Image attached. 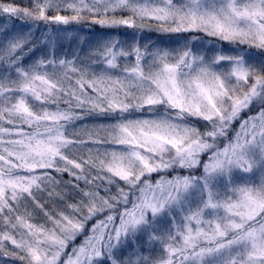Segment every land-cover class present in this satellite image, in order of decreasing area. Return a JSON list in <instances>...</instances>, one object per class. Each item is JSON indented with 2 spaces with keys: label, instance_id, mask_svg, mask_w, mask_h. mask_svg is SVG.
I'll return each instance as SVG.
<instances>
[{
  "label": "snow or ice",
  "instance_id": "6c2138e0",
  "mask_svg": "<svg viewBox=\"0 0 264 264\" xmlns=\"http://www.w3.org/2000/svg\"><path fill=\"white\" fill-rule=\"evenodd\" d=\"M101 9L131 15L93 23L144 29L136 19H151L169 34L163 43L179 47L125 48L61 27ZM3 16L29 31L0 29V255L19 264H264V0H0ZM65 39L69 49L81 43L59 55ZM95 119L112 122L86 140L68 132ZM89 144L86 157L67 154ZM64 174L71 180L57 179ZM45 191L64 207L48 210L36 196ZM26 200L44 224L27 208L17 214Z\"/></svg>",
  "mask_w": 264,
  "mask_h": 264
},
{
  "label": "rangeland",
  "instance_id": "374dc122",
  "mask_svg": "<svg viewBox=\"0 0 264 264\" xmlns=\"http://www.w3.org/2000/svg\"><path fill=\"white\" fill-rule=\"evenodd\" d=\"M30 4V3H29ZM25 7H28V6H25ZM127 11H118L116 12L115 14L113 13H109L107 15V17L103 16V9H101V13L102 15L99 16V17H92L90 16L87 12H84L82 13V21L80 22V24H84V23H87V24H95L97 26H101L99 25L98 23H93V19H120V18H127L128 16L131 15L130 12L128 13H125ZM63 15H72L73 13L71 12H64V13H61ZM124 14H127V15H124ZM8 19L6 18V20H2L0 21V29L3 28V26L7 23L9 25H13L14 24V28H13V31H20L22 30L23 32L27 33L29 31V28H23L21 29V25H22V21L21 20H17V21H7ZM28 23H31V22H28ZM136 23L139 25V24H145L147 25V27H145L144 29H140V28H126V27H119V28H108V27H104V31H96L95 29L91 32L87 31L86 29H84L83 27H78L76 29H74L73 26H61V27H66L67 28V32L69 33H73V34H76L78 32V30H81L83 29V31H79L78 32V35L79 36H83V37H88V36H93V37H103V38H108L109 36L111 37H115L119 40H122L124 41V47L127 48L128 46L134 44L137 42V40H139V43L141 45V47H143L145 44H149V43H153V44H156L157 46L161 47V48H176V47H179V45H176V44H166V43H163L164 41H167L169 40V34L167 33H160L158 32L156 29L158 28V24L151 20V19H144V20H141L139 18L136 19ZM41 26H43L41 24ZM40 26V29L43 30L44 32L46 30H44L45 28L44 27H41ZM54 27V26H53ZM102 27V26H101ZM71 31H69V30ZM119 29V30H117ZM151 29V30H149ZM36 33V31H34ZM125 33L129 34V35H124ZM132 33H136L135 36L131 35ZM67 35V34H66ZM143 36L144 39H139L140 36ZM201 36H203L204 34L203 33H200ZM173 38H174V34H173ZM190 38V37H189ZM210 39V38H209ZM217 43H219L218 41H216ZM81 43V41L79 39H77L76 43L73 44L72 48L69 49L68 48V44H69V41L67 39H65L63 41V47L60 48L59 50V55H61L62 52H64L65 50H69L70 53L75 51L77 46ZM96 44V41L93 40V43L91 46H85V49H84V53L81 54L82 58L89 52L92 50V48L95 46ZM225 47L227 48L228 45H225ZM247 45H244L243 48L244 49H247ZM253 52H255V50H252ZM40 55V53L38 54ZM69 58H71V55L69 56ZM34 59V58H33ZM32 62V60H31ZM132 61H125V60H120V65H121V68H123L125 66V64H131ZM28 64V63H27ZM26 64V65H27ZM227 67V66H225ZM96 71H99V69H97ZM91 78V77H89ZM11 79H16V76H15V72L13 70V74H12V77ZM75 79V77H74ZM61 107H65V106H62ZM33 108L34 110H37V111H40L41 108H40V105L38 103L36 104H33ZM257 111V109H252L251 112H246L244 114L241 115L240 117V120H243L244 118H246L247 115H252L254 114L255 112ZM240 120H237L233 126L234 130L235 129H238L239 128V123H240ZM112 121H105V120H85V121H80V122H76L75 123V126L74 127H69L68 128V132L71 134V133H81V135L79 136L80 139H87L88 136H87V133L89 130H92L93 129V126L94 125H99V124H107V123H111ZM3 124H0V126H2ZM223 146V144H221V147ZM93 145L89 144L87 145L86 147H82V148H79V149H69L68 150V155L71 157L72 155H75V156H87L88 154V148H92ZM92 175H95L96 173L95 172H92L91 173ZM67 177V178H65ZM158 177L157 176H153V181L155 179H157ZM57 179H62L63 181H69L71 180V177L68 176L67 174H65L64 176L62 177H57ZM259 179V173H257V180ZM80 186L81 187H84V184H83V181L80 182ZM61 190L63 191H66V192H69L71 193V188H67L65 189L63 187V185H61ZM115 191V189L113 188V192ZM36 196L37 198L42 202V203H46L47 204V209L48 210H60L64 207L63 204L59 203L57 200H49L48 199V196H47V191H45L44 193H36ZM65 200L67 202H71V196H67L65 197ZM25 208H27L28 212L31 213L32 215V219H31V222L34 223V224H44L45 223V217L43 216V214L39 211H34L33 210V205L31 203L30 200H26V201H21L20 205H19V208H18V213L17 214H20V215H24L25 214ZM97 219H102V217H97ZM92 223H95V221H93ZM47 227H51V225H47ZM88 227H91V224H89ZM0 230H3V224L2 222H0ZM83 239V236H80L76 241H75V244L78 245L80 243V241ZM74 246V245H69V248H68V251H71V247ZM6 248L8 250H12V245L10 243H8L6 245ZM130 251V249H129ZM155 254V253H154ZM145 255H147V252H145ZM66 258V257H65ZM0 264H19V261H13L12 259L10 258H5L3 257L2 255H0Z\"/></svg>",
  "mask_w": 264,
  "mask_h": 264
},
{
  "label": "trees",
  "instance_id": "16d2710c",
  "mask_svg": "<svg viewBox=\"0 0 264 264\" xmlns=\"http://www.w3.org/2000/svg\"><path fill=\"white\" fill-rule=\"evenodd\" d=\"M2 2L3 3H12L13 2V0H2ZM15 3H17V4H19L21 7H25V6H29L30 4V0H15ZM125 13H128V12H125ZM50 14H54V13H50ZM124 15H127V14H124ZM6 18L8 19L7 21H17V20H19V19H12V18H9V17H7V16H3V17H0V21H2V20H6ZM71 26H73L74 27V29H76V28H78V27H83L84 29H86L87 31H88V29H90L91 31H93L94 29L96 30V31H104V27H101V26H97V25H95V24H87V23H84V24H73V25H71ZM41 27H44V26H41ZM55 27V26H54ZM44 30H46L47 31V29H44ZM69 30V29H68ZM117 30H119V29H117ZM70 31V30H69ZM91 31H89V32H91ZM44 31L43 30H40V31H36V33L34 32V35H33V37H32V39H33V44H35V45H37V46H40V42L42 41V40H44V36H43V33ZM71 32V31H70ZM32 45H29V47H31ZM252 50H255V51H257L256 49H252ZM39 53H37V55H38ZM61 55H63V52L61 53ZM25 64H30V63H32L31 62V59H29V60H25V62H24ZM62 106H64V105H62ZM95 120H100V119H95ZM105 121H107V120H105ZM2 126H4V127H7L8 125H6V124H3ZM198 127H201V130H203V128H202V126H200V125H197ZM65 175V174H64ZM63 175V176H64ZM65 178H67V177H65Z\"/></svg>",
  "mask_w": 264,
  "mask_h": 264
}]
</instances>
